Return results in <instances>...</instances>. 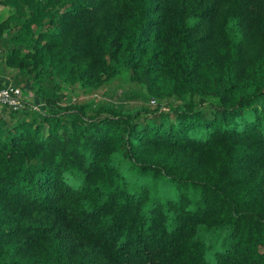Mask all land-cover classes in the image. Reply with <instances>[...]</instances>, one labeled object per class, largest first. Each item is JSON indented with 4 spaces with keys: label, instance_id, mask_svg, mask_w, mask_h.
<instances>
[{
    "label": "trees",
    "instance_id": "16d2710c",
    "mask_svg": "<svg viewBox=\"0 0 264 264\" xmlns=\"http://www.w3.org/2000/svg\"><path fill=\"white\" fill-rule=\"evenodd\" d=\"M1 4L45 107H0V264H264V0ZM123 73L149 104L60 103Z\"/></svg>",
    "mask_w": 264,
    "mask_h": 264
},
{
    "label": "rangeland",
    "instance_id": "374dc122",
    "mask_svg": "<svg viewBox=\"0 0 264 264\" xmlns=\"http://www.w3.org/2000/svg\"><path fill=\"white\" fill-rule=\"evenodd\" d=\"M2 18L3 16L0 14V20ZM13 74L14 72L12 70H7L6 67L5 69L1 68L0 79L6 77L5 79H12L13 81ZM60 85L61 89L58 95H61L60 103L63 105L71 101L79 100L93 103L95 106L112 103L116 109H120L147 105L150 101L145 87L132 82L126 73L116 76L111 81L105 83L100 89L92 92H86L81 89L79 84H66L60 81ZM21 87L26 97L33 101L32 104H37L40 108L45 105V101L39 98L36 91L29 90L23 86ZM151 104L156 105V103L152 102Z\"/></svg>",
    "mask_w": 264,
    "mask_h": 264
},
{
    "label": "built area",
    "instance_id": "2783aa9c",
    "mask_svg": "<svg viewBox=\"0 0 264 264\" xmlns=\"http://www.w3.org/2000/svg\"><path fill=\"white\" fill-rule=\"evenodd\" d=\"M151 102L156 103V100L152 99ZM29 103H31L35 110L40 109L39 105L32 104L33 101L26 97L23 88L12 81V79H7L4 86L0 88V107L5 106L13 111L20 112L24 110Z\"/></svg>",
    "mask_w": 264,
    "mask_h": 264
},
{
    "label": "crops",
    "instance_id": "0c3cea01",
    "mask_svg": "<svg viewBox=\"0 0 264 264\" xmlns=\"http://www.w3.org/2000/svg\"><path fill=\"white\" fill-rule=\"evenodd\" d=\"M1 1L2 0H0V14L2 15L3 13L6 12L7 8L4 5L1 4ZM7 70H10V69H7Z\"/></svg>",
    "mask_w": 264,
    "mask_h": 264
}]
</instances>
